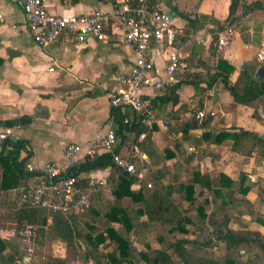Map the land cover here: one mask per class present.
Masks as SVG:
<instances>
[{"label": "crops", "instance_id": "1", "mask_svg": "<svg viewBox=\"0 0 264 264\" xmlns=\"http://www.w3.org/2000/svg\"><path fill=\"white\" fill-rule=\"evenodd\" d=\"M151 3L170 13L173 23L183 33L166 50L155 44L151 46L152 68L148 72L150 79L156 81L164 77L168 54L173 48L180 52L186 68L175 75L173 83L179 85L178 103L160 101L164 90L150 88L145 92V98L152 104L147 124L156 128L153 133V147L156 148L153 152L131 147L132 152L123 155L133 163L131 158L137 159L134 152H143L141 160L144 163H139L138 167L135 165L137 172L133 175L136 176L137 183L133 188L140 189L144 182H147V188L153 187L152 182L147 181V176L151 173L145 163L154 169L153 173L166 166H173L175 159L166 160L162 153L167 148L173 149L176 141H182L187 152L189 151L185 145L192 148L189 153L198 151L195 163L199 165L201 172L212 176L220 172L233 179L240 176H232L223 169L217 170L215 166L212 169L203 167L201 160L210 157L211 160H219L217 152L223 147H228L231 154L244 160L254 159L256 166L262 167L264 156L262 153L258 154L260 150L251 158H245L232 152L231 141L223 145L203 141L196 148L194 144L182 140L180 126L192 117L200 122L208 116L212 117L207 128L190 131L199 137L204 131L211 129H233L232 120L243 113L245 116L240 120L246 119L247 122L233 124L236 129H244L264 137V112L260 109L262 115L257 113V120L253 119L251 110L248 109L251 107L236 102L220 78L213 81L211 79L218 59H225L234 65L236 71L230 81L235 83L246 65L259 58V53L264 49V13L239 7V19L231 26L235 29V36L223 51L218 52L214 34L218 36L219 27L225 24L231 0H150ZM45 4L55 15L71 16L91 14L95 10L109 14L114 9L115 1L45 0ZM201 16L208 17V21L200 22L198 19ZM0 17V131L12 133L17 140L25 142L20 160H26L28 169L30 166L42 168L48 163L64 165L67 162L65 149L68 145L84 146L88 141L100 139L109 129H117L112 115L111 98L119 89V77L128 73L136 62L135 49L124 45L111 30L108 31L107 41L88 38L83 43H70L61 40L40 46L35 43L27 28L22 0H0ZM200 105L203 107L201 110ZM225 106L233 107L235 112L224 114L218 124L213 116ZM199 112L205 113L206 117L198 119ZM143 138L141 136L140 139ZM200 149H207L208 154H202ZM211 160L206 165L213 166ZM215 169L217 172H214ZM254 171L256 170L246 173L256 180L258 175L253 174ZM257 172L264 177V170ZM111 173L113 170L106 169L89 174L106 179L107 185L101 190L106 197H109L111 184L108 177ZM117 177L115 174V178ZM34 181L35 178H32L28 184ZM237 197L241 195L238 194ZM212 209L213 204L207 208L209 215L212 214ZM249 219L244 225L256 224ZM231 227L242 228H236L233 220ZM259 230L264 232V227ZM3 231H9L11 236H3ZM0 235L11 238L14 232L0 228ZM22 242L23 249L32 253L34 246L30 228H27ZM26 260L29 261L30 258Z\"/></svg>", "mask_w": 264, "mask_h": 264}, {"label": "trees", "instance_id": "2", "mask_svg": "<svg viewBox=\"0 0 264 264\" xmlns=\"http://www.w3.org/2000/svg\"><path fill=\"white\" fill-rule=\"evenodd\" d=\"M151 6L155 7L154 3ZM241 6L264 13V0H231L228 17L219 32L238 21ZM198 20L206 22L208 17L201 16ZM214 41H218L216 33ZM259 67L258 59L248 63L232 83L234 65L218 59L211 79L220 78L236 102L264 112V81L254 80ZM178 86L173 84L164 89L160 101L178 103ZM202 108L200 105L199 109ZM112 115L117 123L118 154L127 155L132 152L131 147L155 152L156 128L147 124L146 116L114 107ZM211 120L210 116L201 122L192 117L183 123L182 140L196 148L203 141L213 145L231 141L233 153L251 158L260 150L258 154L264 156V137L251 131L211 129L199 137L190 133L207 128ZM23 149L25 142L19 139L0 147V228L14 232L11 238L0 235V264H77L80 259L95 264H264V232L249 225L241 229L231 227L235 214L244 209L250 222L264 227V177L257 171L253 172L258 175L256 180L246 172L237 179L222 172L216 176L203 173L195 163L198 151L189 153L182 141H176L173 149L167 148L162 153L166 160L175 159L173 166L147 176L152 188H147L144 182L143 187L134 189L136 176L117 167L111 155L102 152L94 159L81 161L70 173L77 176L113 170L108 177L109 197L99 191L85 214H63L18 203L17 191L38 175L28 169L25 159L20 160ZM200 151L208 154L207 149ZM131 161L138 167V159ZM198 198L203 203L197 204ZM211 204L209 215L207 208ZM190 208L196 212V218L190 214ZM27 228L33 238L32 253L23 249ZM147 233L156 234L159 247L146 241L145 249L139 250L134 242ZM58 242L65 245V257L53 255V245Z\"/></svg>", "mask_w": 264, "mask_h": 264}, {"label": "built area", "instance_id": "3", "mask_svg": "<svg viewBox=\"0 0 264 264\" xmlns=\"http://www.w3.org/2000/svg\"><path fill=\"white\" fill-rule=\"evenodd\" d=\"M27 28L40 46H47L61 40L83 43L88 38L98 41L109 39L108 31L124 45L132 47L137 59L130 71L119 77V89L111 98V105L122 111L132 110L147 118L151 115L152 104L145 98L146 90H164L173 85L175 75L186 68L180 52L173 48L168 54L164 77L152 81L148 75L152 68L150 49L153 44L160 49L173 46L182 29L173 23L170 13L152 7L149 0H115L111 13L95 10L91 14L59 16L51 13L45 0H22ZM1 22V17H0ZM235 29L228 27L218 35L217 49L223 51L235 36ZM260 66L264 65V49L259 53ZM51 71L53 69L51 68ZM212 115V113H211ZM206 114L199 112L198 119ZM127 122V120H126ZM144 137V135L142 136ZM17 137L7 131H0V147ZM118 137L115 129H109L100 139L88 141L84 146L70 144L65 149L67 162L64 165L48 163L42 168L30 166L38 175L33 183L18 190V203L43 208L53 213L82 215L92 206L96 193L107 185L105 178L87 174L74 175L70 171L86 158L94 159L100 153L111 155L115 165L130 174L137 168L116 152Z\"/></svg>", "mask_w": 264, "mask_h": 264}, {"label": "rangeland", "instance_id": "4", "mask_svg": "<svg viewBox=\"0 0 264 264\" xmlns=\"http://www.w3.org/2000/svg\"><path fill=\"white\" fill-rule=\"evenodd\" d=\"M224 106V105H223ZM251 110V117L255 120H257V113L258 115H262V113L260 112H257L255 107H251V108H248ZM246 111V110H244ZM235 112L234 111V108L231 107V106H225L222 110H219V112H215V115L213 116V119H215V121H217V123L219 124V120L221 121V119H223V115L224 114H229V113H233ZM243 116H245L243 113L237 115V117L235 118V120L233 119L232 120V127L234 128H237L235 127L234 125L236 124H243L244 122H247L246 119H242L240 120V118H243ZM262 119L264 120V116L262 117ZM259 121V120H258ZM243 122V123H241ZM261 122V121H259ZM234 124V125H233ZM247 126V125H246ZM244 126V127H246ZM186 146V149L190 152L192 151V148H190L188 145H185ZM219 152V156H220V159H213L211 160L212 158H206L204 161L201 160V163L203 164V167L206 168V169H212V167H216L217 170H221L223 169L224 171L228 172L230 175L232 176H237L239 175L240 173L242 172H251L253 169H255L256 171H263L264 170V162H263V166L259 167V166H256L255 164V160L254 159H251V160H244L242 158H239L233 154H231L230 150L228 147H223V148H219L218 150ZM134 155L137 157L139 163H144L141 159H142V155H143V152L140 151V150H136L134 152ZM212 161L213 162V166H211L210 164L206 165L207 162L209 161ZM201 164V165H202ZM145 167L148 169L149 173H153L154 169H152L150 166L147 165V163H145ZM210 167V168H209ZM214 167V168H215ZM202 168V166H201ZM215 169L214 172H217V170ZM206 171V170H205ZM254 179H256V176H254ZM197 204H200V203H203L202 202V198H198L197 200ZM187 207V206H186ZM190 210V214L195 216V218L197 217V214L195 211H192V208L189 209ZM249 219L247 213H246V210L244 209L241 214H236L235 218L233 219V225L236 227V228H240L244 225V223ZM117 226V225H116ZM251 228H258V229H262V227H260L259 225L257 226L256 224H252L250 223L249 225ZM3 236H7V237H10L11 236V233L8 231H3L2 232ZM132 239L135 238V236H131ZM179 237H184V236H179ZM156 234L155 233H152V234H143L142 236H140V238H138L137 241L134 242V245L135 247H137L138 249H145V242L146 241H152L153 243H155V245L157 247H159L158 243L156 242ZM53 254H55L56 256H64L66 255V249H65V245L63 243H56L54 246H53ZM77 264H95L94 262H89V263H85L83 260H79L77 262Z\"/></svg>", "mask_w": 264, "mask_h": 264}, {"label": "water", "instance_id": "5", "mask_svg": "<svg viewBox=\"0 0 264 264\" xmlns=\"http://www.w3.org/2000/svg\"><path fill=\"white\" fill-rule=\"evenodd\" d=\"M108 1H115V0H108ZM254 80L257 82H263L264 81V65H261L255 75H254Z\"/></svg>", "mask_w": 264, "mask_h": 264}]
</instances>
